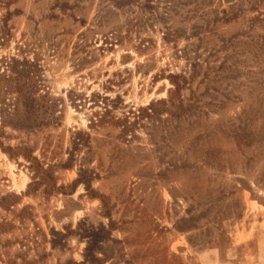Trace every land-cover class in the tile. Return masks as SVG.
<instances>
[{"label":"rangeland","instance_id":"1","mask_svg":"<svg viewBox=\"0 0 264 264\" xmlns=\"http://www.w3.org/2000/svg\"><path fill=\"white\" fill-rule=\"evenodd\" d=\"M0 264H264V0H0Z\"/></svg>","mask_w":264,"mask_h":264},{"label":"trees","instance_id":"2","mask_svg":"<svg viewBox=\"0 0 264 264\" xmlns=\"http://www.w3.org/2000/svg\"><path fill=\"white\" fill-rule=\"evenodd\" d=\"M26 102H28L29 104H33V101L36 100L35 97H34V93H31V94H28L26 97Z\"/></svg>","mask_w":264,"mask_h":264},{"label":"bare ground","instance_id":"3","mask_svg":"<svg viewBox=\"0 0 264 264\" xmlns=\"http://www.w3.org/2000/svg\"><path fill=\"white\" fill-rule=\"evenodd\" d=\"M25 182H22L21 185H23Z\"/></svg>","mask_w":264,"mask_h":264}]
</instances>
